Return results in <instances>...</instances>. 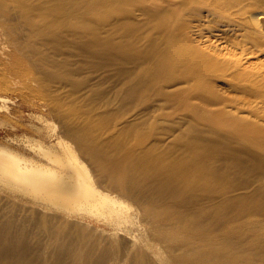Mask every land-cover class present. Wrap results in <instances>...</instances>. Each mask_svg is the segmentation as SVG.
<instances>
[{"label": "bare ground", "instance_id": "1", "mask_svg": "<svg viewBox=\"0 0 264 264\" xmlns=\"http://www.w3.org/2000/svg\"><path fill=\"white\" fill-rule=\"evenodd\" d=\"M12 88L0 264H264V0H0Z\"/></svg>", "mask_w": 264, "mask_h": 264}, {"label": "rangeland", "instance_id": "2", "mask_svg": "<svg viewBox=\"0 0 264 264\" xmlns=\"http://www.w3.org/2000/svg\"><path fill=\"white\" fill-rule=\"evenodd\" d=\"M0 96L5 97L9 100L8 101L9 109L0 111L1 117L3 119H7V121L9 120L8 117H10L9 121L15 120L20 123V126L17 128H11L10 126H7L4 129H2V133L0 134L1 141L9 140V138L11 137L21 139L27 136L31 138L49 140L47 133L39 132L37 129V127H40L43 125V122L40 121L39 119L40 117L45 121V123H49L53 126L58 127V129L56 130L55 137L51 138V140L52 139L54 140L59 136L65 137L63 134L61 125L56 119L54 118H53L54 120L52 119V116L48 114L47 108L45 106H40V109L38 108V105L40 104L39 102L26 101L23 98L22 93L16 90L15 88H12L9 90L0 89ZM1 105L2 104L0 102V108H1ZM56 123L58 125H56ZM103 187H104V190L114 193L113 191H110L109 189L105 188V185ZM116 194L117 193H114V195ZM3 195H6V193H3ZM124 199L126 200V198ZM16 200L19 203L22 202L21 199H16ZM126 201L128 202L129 200H126ZM134 208L135 207H133V210H135Z\"/></svg>", "mask_w": 264, "mask_h": 264}]
</instances>
